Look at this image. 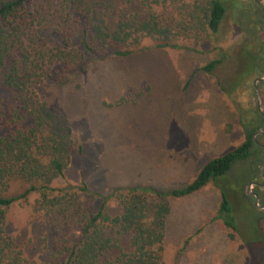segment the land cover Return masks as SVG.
Returning <instances> with one entry per match:
<instances>
[{
    "label": "trees",
    "instance_id": "obj_1",
    "mask_svg": "<svg viewBox=\"0 0 264 264\" xmlns=\"http://www.w3.org/2000/svg\"><path fill=\"white\" fill-rule=\"evenodd\" d=\"M263 1L0 0V264H31L10 235L7 217L34 195L32 211L49 234L45 264H165L171 201L208 185L220 196L211 221H220L233 240L231 199L252 201V185L264 207V81L254 87L264 77ZM156 9L169 11L168 17ZM227 21L240 39V65L230 85L218 88L236 113L244 138L239 146L206 163L190 184L169 191L132 185L102 195L85 185L52 186L75 145L65 114L49 107L38 86H65L93 61L178 49L182 39L215 42ZM210 51L216 58L201 68L206 75L226 58L214 43ZM242 86H248L243 103L236 94ZM247 209L264 251V211L251 203Z\"/></svg>",
    "mask_w": 264,
    "mask_h": 264
},
{
    "label": "rangeland",
    "instance_id": "obj_2",
    "mask_svg": "<svg viewBox=\"0 0 264 264\" xmlns=\"http://www.w3.org/2000/svg\"><path fill=\"white\" fill-rule=\"evenodd\" d=\"M156 12L163 19L169 11ZM228 23L212 43L182 39L178 49L89 62L81 76L62 87L38 86L36 93L49 107L65 114L75 145L63 176L52 186L85 185L102 195L132 185L169 191L190 184L206 163L239 146L244 138L236 113L218 88L230 85L240 65V39ZM213 43L226 58L206 75L201 68L216 58ZM247 88L237 91L238 101H247ZM36 198L11 208L7 229L31 264H45L49 234L32 211ZM219 200L208 185L171 201L165 264H264L247 209L253 200L231 199L237 227L233 240L220 221H211Z\"/></svg>",
    "mask_w": 264,
    "mask_h": 264
},
{
    "label": "water",
    "instance_id": "obj_3",
    "mask_svg": "<svg viewBox=\"0 0 264 264\" xmlns=\"http://www.w3.org/2000/svg\"><path fill=\"white\" fill-rule=\"evenodd\" d=\"M262 6L264 7V5H262ZM263 81H264V77H263V78H260V79H257V80L254 82V87L256 86V84H257L258 82H263ZM255 88H256V87H255ZM260 106H261V100H260L259 92L257 91V107H258V109L260 108ZM249 195L253 197V202H254L255 207H256L258 210H260V211H264V207H261V206L259 205V199H258L257 195L254 194V193H252V192H250Z\"/></svg>",
    "mask_w": 264,
    "mask_h": 264
}]
</instances>
